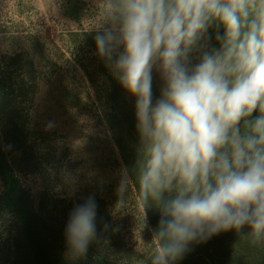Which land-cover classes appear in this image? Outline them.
Segmentation results:
<instances>
[{
  "label": "clouds",
  "instance_id": "clouds-1",
  "mask_svg": "<svg viewBox=\"0 0 264 264\" xmlns=\"http://www.w3.org/2000/svg\"><path fill=\"white\" fill-rule=\"evenodd\" d=\"M210 28L219 47L203 50ZM95 44L135 98L138 155L117 194L122 205L134 180L144 224L146 208L159 210L150 264H174L190 244L244 226L264 242V0H105ZM96 210L90 196L71 211L70 261L96 239Z\"/></svg>",
  "mask_w": 264,
  "mask_h": 264
},
{
  "label": "rangeland",
  "instance_id": "rangeland-1",
  "mask_svg": "<svg viewBox=\"0 0 264 264\" xmlns=\"http://www.w3.org/2000/svg\"><path fill=\"white\" fill-rule=\"evenodd\" d=\"M104 7L105 0H0V77L11 90L24 88L18 101L35 163L20 160L15 170L32 208L54 223L56 248H67L70 215L65 220L59 213L64 207L71 213L91 196L104 222L99 241L91 244L112 251L115 264H150L153 231L147 216L143 222L131 182L118 204L125 167L115 138L128 128L113 127L119 123L105 95L119 82L97 54ZM200 55L190 54V66ZM162 87L154 68L152 92ZM127 95L134 107L135 98ZM13 226L10 215L0 214V263L7 259L2 248Z\"/></svg>",
  "mask_w": 264,
  "mask_h": 264
},
{
  "label": "trees",
  "instance_id": "trees-1",
  "mask_svg": "<svg viewBox=\"0 0 264 264\" xmlns=\"http://www.w3.org/2000/svg\"><path fill=\"white\" fill-rule=\"evenodd\" d=\"M207 35L210 37L207 40L209 50L218 48L215 28H210ZM24 93L21 87L11 90L8 79L0 77V214L10 215L14 222L2 248L7 259L0 264H115L112 251L91 243L85 256L70 261L66 255L67 248H56L54 245L57 241L53 235L54 223L40 211H35L25 196L16 174V163L20 160L26 162L27 159L31 165L35 166V163L31 152L30 130L21 119L18 101V95L24 96ZM127 94L120 84L112 92L105 91L106 97L113 104L112 117L119 123L113 127L121 130L128 128L127 135L119 134L115 143L124 167L131 172L138 155L139 137L135 107H131L132 100ZM152 94L155 103L160 98L161 90L153 91ZM131 184L138 199V185L134 180ZM43 201L40 203L41 209L46 208ZM61 212L59 214L67 220L69 210L64 207ZM146 216L154 232L160 219L159 210L150 206L146 208ZM55 223L59 225L58 220ZM96 228L97 237L104 228L103 217L97 213ZM249 232L250 228L244 226L239 232L234 229L222 231L205 242L192 243L189 251L174 264H264V242L253 243L251 237L247 236ZM94 241L99 240L96 238Z\"/></svg>",
  "mask_w": 264,
  "mask_h": 264
}]
</instances>
